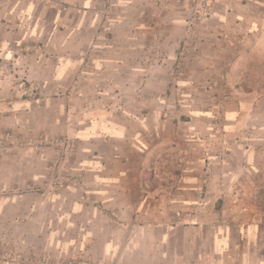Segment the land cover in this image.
<instances>
[{
  "label": "crops",
  "instance_id": "1",
  "mask_svg": "<svg viewBox=\"0 0 264 264\" xmlns=\"http://www.w3.org/2000/svg\"><path fill=\"white\" fill-rule=\"evenodd\" d=\"M65 1L0 0V244L82 264H264V0H212L197 21L119 0L105 33L97 1ZM167 7L165 43L197 30L175 75L172 59L147 64ZM54 138L59 168L58 145L32 147Z\"/></svg>",
  "mask_w": 264,
  "mask_h": 264
},
{
  "label": "rangeland",
  "instance_id": "2",
  "mask_svg": "<svg viewBox=\"0 0 264 264\" xmlns=\"http://www.w3.org/2000/svg\"><path fill=\"white\" fill-rule=\"evenodd\" d=\"M95 6L92 7L93 12L90 13L91 16L99 18L98 20V30L104 31L103 33L107 32L106 28L108 27V22H111L115 10L119 4V0H95ZM153 4L157 2V0H151ZM159 2H163L165 6H177L183 7V17L188 20H199L204 15L210 14L211 3L212 0H208V4L206 0H158ZM61 8L63 11L68 12L70 9L69 3L65 0H61ZM64 6H67V10H64ZM205 6H208V12H205L203 9ZM90 10H85V15H88ZM177 14H173L169 7L164 13L162 24H158L157 28H150L147 31V52H148V61L147 64L149 68H153L154 65L157 63L164 62L166 60H171V66L169 70L173 72V74H181L182 71L186 68V59L189 57H193L196 55L198 51V46L196 39L195 40H188L187 38H194L196 37V33L190 35L187 33L188 30H185L181 37L176 41L175 44L165 43L164 40L166 36H171L172 32V24L174 22L173 17ZM147 21L149 23H153L155 21V14H149L147 16ZM182 53V56H180ZM173 57V58H172ZM182 57V58H180ZM254 195L259 197L260 204H258L259 208L264 209V188H259L253 190ZM2 247L6 246L7 248H14L19 250L20 252L27 253L21 249H18L12 245H4L1 244ZM64 259V258H63Z\"/></svg>",
  "mask_w": 264,
  "mask_h": 264
},
{
  "label": "built area",
  "instance_id": "3",
  "mask_svg": "<svg viewBox=\"0 0 264 264\" xmlns=\"http://www.w3.org/2000/svg\"><path fill=\"white\" fill-rule=\"evenodd\" d=\"M207 4L209 3L208 0H206ZM64 10H67V6H64ZM205 12H208V6H205L203 9ZM11 138H13V134L8 132L4 134L1 137L0 143L2 140L9 141ZM55 144L59 146L60 151V160L58 163L57 168H59L62 160H64V157L66 156V151L68 148V140L65 138H54V139H46L45 142H37L33 144V149L37 152H44L48 145ZM59 180H57L54 185H58ZM35 259L32 258V256H29L27 253L20 252L17 249L14 248H7L6 246L2 247L0 244V261L6 263V264H20L24 263L26 261H34L38 264H82L80 261H75L73 259H63V258H55L51 254H45L42 256H34ZM85 264H96V263H85Z\"/></svg>",
  "mask_w": 264,
  "mask_h": 264
}]
</instances>
